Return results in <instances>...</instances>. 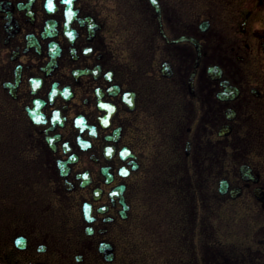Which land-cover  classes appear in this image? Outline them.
<instances>
[{
  "label": "flooded vegetation",
  "instance_id": "af4514ba",
  "mask_svg": "<svg viewBox=\"0 0 264 264\" xmlns=\"http://www.w3.org/2000/svg\"><path fill=\"white\" fill-rule=\"evenodd\" d=\"M190 2L0 0V109L35 177L4 178L1 262L124 264L164 214L173 264H264V236L255 260L205 251L232 189L264 213V6Z\"/></svg>",
  "mask_w": 264,
  "mask_h": 264
},
{
  "label": "rangeland",
  "instance_id": "374dc122",
  "mask_svg": "<svg viewBox=\"0 0 264 264\" xmlns=\"http://www.w3.org/2000/svg\"><path fill=\"white\" fill-rule=\"evenodd\" d=\"M212 1V5L214 8L219 10V3H232L234 5L242 4L244 0H192V2L188 3L191 7L194 5L196 8H200L205 11L208 7V2ZM7 114V115H6ZM6 115V116H5ZM16 114L7 113L0 109V129L4 131L5 137L1 136L3 139L2 144H7L5 141L10 139L11 152L13 156H18V161H14L12 159V163L4 162L2 166H0V192L4 191V178L17 180L18 185H22L24 181H30L31 177L35 178L31 175L30 171H33L31 165L33 164L30 159H25L21 161L19 153L23 148L29 147L28 134L23 129V123L19 119V117L15 118ZM1 150L4 147L1 146ZM3 154V152L1 153ZM256 157H251L252 161H256ZM21 167V168H20ZM24 171L25 174L23 175ZM16 172H20L17 174ZM40 177V176H39ZM2 186V187H1ZM8 194H11L13 191L6 190ZM28 190L26 191V194ZM1 198V197H0ZM3 199V198H2ZM217 203V207H215L212 219L214 220L216 227V236H215V244L212 245V248H205L206 252L211 250L213 251H224L230 252L234 255L239 256V259L243 261V257L247 256V258H251L255 260V257L258 256L261 250L259 245V240L264 236V213L261 211L259 207H257L254 202L251 200L248 194H244L243 196L232 199L229 201L221 200L220 204ZM16 210V209H13ZM11 209L10 211L13 212ZM22 212V210H19ZM6 215L9 214V210L6 212L5 209H0V213ZM164 213V211H162ZM165 216L162 214V217L153 223V231H149L150 235L154 232V235L149 236L146 234V240H143L140 243L142 248L137 249V254L134 256L126 257L124 264H165L174 263L173 260L169 258V254H167V247L169 243L163 238H161V234L163 235V227L165 224ZM205 222H208L207 220ZM162 230L160 232L159 230ZM210 230V229H209ZM147 233V232H146ZM0 237L3 235L0 234ZM164 241H163V240ZM247 253V255L245 254ZM249 253V254H248ZM168 257V258H167ZM185 260L179 259L178 264H184Z\"/></svg>",
  "mask_w": 264,
  "mask_h": 264
},
{
  "label": "water",
  "instance_id": "95a60500",
  "mask_svg": "<svg viewBox=\"0 0 264 264\" xmlns=\"http://www.w3.org/2000/svg\"><path fill=\"white\" fill-rule=\"evenodd\" d=\"M263 2H264V0H263ZM243 176H244V179L245 180L253 179V180L257 181V179L251 177L248 169L246 170L245 168H243ZM227 190H228V183H227V181H221V183H220V192L224 194V193L227 192ZM240 193H241V188H235V189H233L231 191V195H232L233 198L238 197L240 195ZM255 195L261 201L264 200V195L260 192V188H258V189L255 190ZM108 259L111 260L112 257H108Z\"/></svg>",
  "mask_w": 264,
  "mask_h": 264
},
{
  "label": "snow or ice",
  "instance_id": "6c2138e0",
  "mask_svg": "<svg viewBox=\"0 0 264 264\" xmlns=\"http://www.w3.org/2000/svg\"><path fill=\"white\" fill-rule=\"evenodd\" d=\"M153 2H155V0H153Z\"/></svg>",
  "mask_w": 264,
  "mask_h": 264
}]
</instances>
